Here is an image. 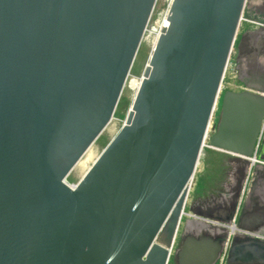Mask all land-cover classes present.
Wrapping results in <instances>:
<instances>
[{
	"label": "water",
	"instance_id": "95a60500",
	"mask_svg": "<svg viewBox=\"0 0 264 264\" xmlns=\"http://www.w3.org/2000/svg\"><path fill=\"white\" fill-rule=\"evenodd\" d=\"M157 0H0V264H168L201 156H246L264 102L226 92L247 0H173L128 121L72 189L107 129ZM173 223L172 236L164 238ZM221 241L187 236L180 264ZM264 264L235 239L229 264Z\"/></svg>",
	"mask_w": 264,
	"mask_h": 264
},
{
	"label": "flooded vegetation",
	"instance_id": "af4514ba",
	"mask_svg": "<svg viewBox=\"0 0 264 264\" xmlns=\"http://www.w3.org/2000/svg\"><path fill=\"white\" fill-rule=\"evenodd\" d=\"M257 26L260 28L246 33L245 54L248 59L246 64L241 66L239 80L245 86V90L251 89L264 102V25ZM217 152L232 157L230 161L223 159L220 165V172L224 177L221 187L225 189V194L216 191L219 197L214 195L213 200L209 201L205 198L198 211L203 225L210 229L214 228V233L201 232L193 236L199 238L206 236L221 241L222 251L213 264H229V252L235 239L245 238L264 243V118L261 133L252 153L240 156ZM186 208L187 203L168 264H180L177 253L186 238L176 251L175 248ZM172 227L173 223L164 235L167 242L171 241L169 239L172 236ZM227 229L230 230V234L225 231Z\"/></svg>",
	"mask_w": 264,
	"mask_h": 264
},
{
	"label": "rangeland",
	"instance_id": "374dc122",
	"mask_svg": "<svg viewBox=\"0 0 264 264\" xmlns=\"http://www.w3.org/2000/svg\"><path fill=\"white\" fill-rule=\"evenodd\" d=\"M173 0H157L151 21L144 35L141 47L136 57L135 63L131 70L130 76L125 85L121 100L113 117V120L101 135V137L91 147V159L86 162L87 165L83 169H75L72 171L67 179L69 186L74 187L81 182L86 173L92 168L96 161L100 158L102 153L115 139V137L121 132L126 125L131 109L133 107V101L136 93V85L143 79L145 71L149 65L150 59L153 53V42L161 32V27L167 13L171 9ZM254 22L255 24H251ZM258 25H264V0H247L245 10L243 13V20L237 36L236 45L231 55V59L227 68L225 79L223 82V89L221 92L220 100L217 110L215 112L210 136H212L218 127L221 116L222 99L226 92H243L245 86L240 82L239 77L241 74V66L247 62L246 50V33L250 30L260 28ZM129 88V89H128ZM129 90V91H128ZM135 91V92H134ZM129 95V96H128ZM133 99V100H132ZM93 156V157H92ZM230 161L232 157L205 148L201 156V160L191 185L190 193L188 196L186 215L184 216L180 231L178 234L177 245L175 251L180 247L181 242L187 236L198 235L201 232L208 234L214 233V228H207L203 225L201 218L198 214L202 202L213 200V196H218L215 192L225 194V189L221 187L224 177H222L220 169L222 160ZM81 172V173H80ZM220 229V228H219ZM223 230V229H221ZM229 232L230 230H225ZM230 236V235H229ZM231 237V236H230ZM162 238V243L163 239ZM221 264V263H220Z\"/></svg>",
	"mask_w": 264,
	"mask_h": 264
},
{
	"label": "bare ground",
	"instance_id": "6f19581e",
	"mask_svg": "<svg viewBox=\"0 0 264 264\" xmlns=\"http://www.w3.org/2000/svg\"><path fill=\"white\" fill-rule=\"evenodd\" d=\"M169 14H170V11L167 13V15H166V17H165V19H164V22H163V24H162V27H161V32L159 33V35L157 36V38L155 39V41L153 42V50L155 49V47H156V45H157V42H158V39H159V37H160V35L161 34H163L165 31H166V29H167V27H168V25H169V20H168V16H169ZM149 64H150V62H149ZM149 66V65H148ZM140 82L138 83V85H136V95H135V98H134V101H135V99H136V96H137V93H138V91H139V89H140V86H141V83H142V80L143 79H141L140 78ZM129 89V88H128ZM129 91V90H128ZM135 92V91H134ZM129 96V95H128ZM133 100V99H132ZM134 101H133V103H134ZM133 105V104H132ZM132 110V109H131ZM211 128H212V122L210 123V127H209V130H210V132H211ZM91 149V148H90ZM90 149L88 150V152L85 154V156L81 159V161L77 164V166L74 168V170L75 169H83L84 168V166L85 165H87L89 162V160L91 159V153H90ZM93 157V156H92ZM239 159V158H238ZM244 159H245V157H244ZM86 162H88L87 164H86ZM91 170V167H90V169H89V171ZM88 171V172H89ZM87 172V173H88ZM81 173V172H80ZM87 173H86V175H87ZM85 175V176H86ZM84 176V177H85ZM80 183V182H79ZM76 187L77 186H74V187H72V189H76ZM250 208V207H249ZM248 210H250V209H248ZM245 228V227H244Z\"/></svg>",
	"mask_w": 264,
	"mask_h": 264
}]
</instances>
